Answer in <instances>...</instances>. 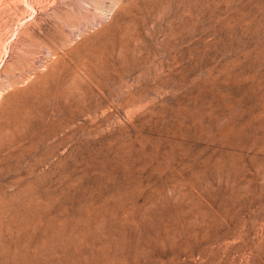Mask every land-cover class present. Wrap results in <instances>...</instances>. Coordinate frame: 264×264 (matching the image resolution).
Segmentation results:
<instances>
[{"label":"rangeland","instance_id":"1","mask_svg":"<svg viewBox=\"0 0 264 264\" xmlns=\"http://www.w3.org/2000/svg\"><path fill=\"white\" fill-rule=\"evenodd\" d=\"M0 264H264V0H0Z\"/></svg>","mask_w":264,"mask_h":264}]
</instances>
